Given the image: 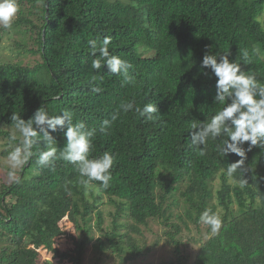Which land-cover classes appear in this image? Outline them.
<instances>
[{"label":"trees","instance_id":"16d2710c","mask_svg":"<svg viewBox=\"0 0 264 264\" xmlns=\"http://www.w3.org/2000/svg\"><path fill=\"white\" fill-rule=\"evenodd\" d=\"M17 5L9 30L19 35L13 46L17 61L0 63V137L19 144L13 113L27 120L41 106L50 116L68 109L74 123L96 129L89 158L107 151L114 164L110 187L86 199L75 167L63 160L54 168L39 167L44 146H34L18 176L0 189V264H52L41 251L82 264L89 245L103 255L138 258L144 248L132 233L141 235L135 225L151 220L166 229L174 247L177 260L167 264H187L178 237L190 222L200 229L205 210L222 226L200 245L192 264H264V150L247 152L244 175L238 170L229 179L227 165L240 157H221L224 137L209 139L203 155L189 139L193 120H210L225 106L213 103L216 78L200 67L205 54L230 53L231 61L264 86V22L255 19L264 0H18ZM105 36L111 37L110 55L131 65L133 82L110 74L106 65L91 68L96 57L87 41ZM97 86L101 91L93 92ZM130 102L141 109L151 103L159 111L150 121L134 109L120 111ZM104 120L110 121L106 133L99 130ZM66 130L53 133L58 153ZM13 131L16 141L10 140ZM216 179L221 185L215 193ZM242 179L248 181L243 188ZM106 205L114 207L108 226ZM180 206L183 213L174 214ZM65 225L76 230L70 235L75 248L62 254L55 244L66 234Z\"/></svg>","mask_w":264,"mask_h":264},{"label":"clouds","instance_id":"9594fccd","mask_svg":"<svg viewBox=\"0 0 264 264\" xmlns=\"http://www.w3.org/2000/svg\"><path fill=\"white\" fill-rule=\"evenodd\" d=\"M17 12V0H0V27L10 28ZM255 19L264 22V10ZM261 26L264 27V23ZM110 43L109 36L102 40L97 38L87 41L90 55L96 57L92 60L91 68L99 70L106 65L110 74L122 76L125 82H133L134 77L129 73L131 65L118 56L110 55ZM243 55L245 59L248 58L246 50ZM229 56L230 53L205 54L203 57L201 71L207 75L205 70L210 69L216 78L213 103L225 106L210 120L199 123L193 120L189 139L193 149L203 155L209 139L224 137L218 146L221 157H227L229 154L240 157L238 161L227 165L226 176L231 179L238 170L244 175L243 165L247 152L253 148L264 150V86H260L255 76L246 74L241 65L231 61ZM92 91L98 93L101 89L97 86L93 87ZM133 109L140 117L149 121L153 120L154 114L159 111L157 106L151 103L145 104L142 109L134 102L124 103L120 107L124 114ZM73 115L70 110L64 109L60 115L50 116L44 106L38 108L27 120L13 113L10 119L20 134V140L6 157L9 177L14 178L16 170L30 160L34 155V146L43 145L44 150L38 153L36 159L39 167L54 168L58 160L72 164L79 174V184L86 199H90V193L99 196L102 191L107 190L112 180L110 170L114 164V156L106 151L98 158H89L96 129H88L80 121L74 123ZM118 115L119 113L113 114L112 121H115ZM109 127L110 121L104 120L99 130L106 133ZM65 128L66 144L58 153L55 147L58 141L53 133ZM10 140H17L15 133L10 134ZM247 183L246 179H242L239 186L243 188ZM199 222L209 226L212 233H218L222 226L220 218L210 210H205L200 215Z\"/></svg>","mask_w":264,"mask_h":264},{"label":"rangeland","instance_id":"374dc122","mask_svg":"<svg viewBox=\"0 0 264 264\" xmlns=\"http://www.w3.org/2000/svg\"><path fill=\"white\" fill-rule=\"evenodd\" d=\"M18 1V0H17ZM29 8L25 7V14L28 15ZM18 14V12H17ZM17 14L13 21L16 20ZM36 15H30V18H35ZM10 29H3L2 34L0 35V63H12L17 61L16 53L13 51V46L15 40H18L19 35L16 31H10ZM25 41V40H24ZM28 62V59L26 60ZM13 133L18 134V132L13 131ZM13 145H10L7 140H3L0 137V189L3 184L10 185L12 181L18 176L16 173L14 178H10L8 175L9 165L6 160L7 156H3L2 153L6 149L13 150ZM17 169L16 171H19ZM221 181L216 179L215 186L213 187L214 192L216 193L219 190ZM1 191V190H0ZM103 208V207H102ZM113 206H105V226H108L112 223V218L108 215L109 212L114 211ZM175 213H183V206L178 208H173ZM222 213L220 209L219 214ZM125 219L121 220L124 222ZM173 221H176L175 216L172 218ZM141 229L142 234L132 233V238L137 241V244L142 246L143 252L140 257L131 259L129 254L122 256L118 253H113L112 251H107L103 254L94 249L93 245H89L88 249L85 252L84 260L82 264H167L172 261L177 260V256L174 253V247L170 245L168 241V236L166 235V229L160 224L157 220H151L148 225L140 226L135 225ZM66 234L60 238L56 239L55 247L60 253H65L72 251L75 248L74 243L71 242L70 235H76V230L73 226L65 225ZM213 235L212 232H208V226L202 224L200 229L196 227L193 223H189V229L183 228L182 233L178 237L181 240L180 249L182 251V256L186 258L187 264H192L195 256L199 250L200 245L205 242L208 238ZM96 236H100L96 233ZM43 260H49L52 264H71L68 261H60L58 256L54 253H48L47 251H41ZM100 259H98V256Z\"/></svg>","mask_w":264,"mask_h":264}]
</instances>
